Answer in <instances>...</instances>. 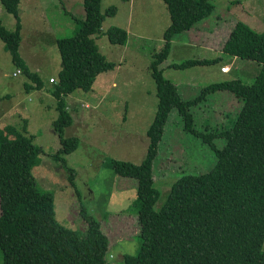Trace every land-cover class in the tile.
Segmentation results:
<instances>
[{
	"label": "trees",
	"instance_id": "trees-1",
	"mask_svg": "<svg viewBox=\"0 0 264 264\" xmlns=\"http://www.w3.org/2000/svg\"><path fill=\"white\" fill-rule=\"evenodd\" d=\"M19 1L0 0L15 18L11 31L0 20V40L16 69L30 80V84L23 85L28 91L39 89L42 82L18 54ZM101 1L84 0L83 16L72 15L77 22L74 35L54 41L60 59V69L49 89L58 112L53 121L60 143L55 160L66 162L64 156L78 147L76 137L64 135L73 124L66 97L78 89L90 91L97 76L116 65L105 59L92 38L100 34L104 19L117 10L109 6L102 12ZM163 2L170 23L163 32L162 49L151 56L148 66L157 106L145 131V153L138 163L108 161L115 174L135 179L132 205L136 209L139 245L135 253L123 254L122 263L264 264V32L237 20L221 47L225 56L258 64L251 84L234 78L219 81L184 100L175 84L163 76L160 65L170 53L173 37L210 17L214 5L211 0ZM105 35L112 45L127 43V31L122 27L111 25ZM217 61L187 59L168 67L185 70ZM217 92L230 94L240 103L239 108L224 125L198 128L193 109L207 95ZM173 109L180 115L184 130L210 147L215 161L204 172L178 176L157 209L159 190L154 185V163ZM215 138L223 139L220 147L215 146ZM31 140L12 126L0 129L1 264H114L107 261L108 237L83 204L80 215L87 224L83 235L56 220L52 193L39 189L31 173L42 153Z\"/></svg>",
	"mask_w": 264,
	"mask_h": 264
},
{
	"label": "rangeland",
	"instance_id": "rangeland-1",
	"mask_svg": "<svg viewBox=\"0 0 264 264\" xmlns=\"http://www.w3.org/2000/svg\"><path fill=\"white\" fill-rule=\"evenodd\" d=\"M27 1L19 2L21 28L18 54L42 85L39 89L24 90L23 85L30 84V80L19 73L0 40V129L12 126L22 135L31 137L32 144L41 148L40 161L32 166L31 173L39 189L52 193L56 220L83 235L87 229L80 215L83 204L100 222L103 233L108 237L107 261L123 264V254L135 253L139 245L136 209L132 205L135 179L115 174L108 161L118 159L138 163L145 153V131L157 106L155 84L148 66L151 56L163 47V32L170 23L169 12L163 0H134V5H131V31L141 29L144 36L139 38L132 34L128 44L122 47L110 44L105 31L110 25H125L126 9L130 7L122 0L101 1L102 12L109 6L119 10L104 19L100 34L92 38L105 59L117 63V67L112 72L100 74L110 79L108 83L98 82L88 92L78 89L66 97L73 124L65 129L64 135L65 138L76 137L78 147L64 156V162L54 159L60 148L53 128L58 112L56 100L49 91L55 80L50 82L48 79L56 78L60 69L54 40L73 36L77 22L64 12V9H70L69 0H37L39 7L35 6L36 11L30 14L27 13ZM73 3L75 8L84 6L83 0H73ZM211 3L214 5L212 17L219 15L228 20L231 15L238 16L240 21L264 32V0H211ZM71 10L73 16H83V13ZM0 20L7 30L14 29L15 18L1 2ZM227 22L230 25L235 21ZM225 34L226 29L220 28L217 35H211L209 48L220 52ZM187 35L188 32L183 31L173 37L170 53L160 65L163 76L177 83L175 86L182 99H192L200 94L202 88L219 81L234 78L245 84L253 82L259 67L250 61L238 60L224 75L219 73L220 63L185 70L168 68L167 64H179L187 59H214L213 52L188 42ZM219 56L225 58L224 55ZM113 81L115 86L111 85ZM186 84L193 88H184ZM220 93L207 95L193 109L198 128L224 125L239 108L240 103L230 94ZM213 142L220 147L223 139L215 138ZM214 161L215 155L210 147L184 130L180 115L173 109L154 163V185L159 190L155 208L164 203L172 182L178 176L204 172ZM262 248L264 251V243Z\"/></svg>",
	"mask_w": 264,
	"mask_h": 264
},
{
	"label": "crops",
	"instance_id": "crops-1",
	"mask_svg": "<svg viewBox=\"0 0 264 264\" xmlns=\"http://www.w3.org/2000/svg\"><path fill=\"white\" fill-rule=\"evenodd\" d=\"M84 1V0H83ZM20 2V1H19ZM122 3L123 4H128V6L130 7V8H128V9H126L125 7H124V9H126L127 10V15H126V18H124V20L126 21V24L125 25H122V28H124L126 31H127V35H128V38H129V36H131L132 34H134L135 35V37H139V38H142V36H144V34H143V32H141V29H134V31H131V23H132V21H131V13H132V11H131V5H134V0H127V1H122ZM68 4V6H69V10L68 9H64V12H66V13H69L70 15H71V17L73 18V16H72V14H71V9H75V11H79V12H81V13H83L84 14V12H85V10H84V6L82 7V8H75L76 6H74V3H73V0H69V2L67 3ZM27 5H28V7H27V13L28 14H30V13H33V12H35L36 11V8H35V6H38L39 7V3H37V0H28L27 1ZM76 5V4H75ZM124 5V6H125ZM74 6V7H73ZM73 7V8H72ZM20 8V7H19ZM119 9L117 8V10H116V12L118 11ZM126 10H125V12H126ZM115 15V14H114ZM229 18L230 19H228V20H225V19H223L222 17H220L219 15H216V16H213L212 17V15L210 16V17H208V18H206V19H203V20H201V21H199V22H197L192 28H190L189 30H187V31H184V32H188V35H187V39H188V42H193V44L194 45H198L199 47H201V49L202 50H204V51H208V52H210V53H214V55H215V57H214V59H216V60H218L216 63L217 64H219L220 63V65H219V69L221 68V67H227V72L225 71V72H220V70H219V73H221V74H227V73H229L230 72V70H231V68L233 67V65H235L236 63H237V61L239 60V59H237V58H235V57H229V56H225V58H222V57H220L219 55H223L222 53H221V51L220 52H216V51H213L212 50V48H209L210 47V43H211V40H212V38H213V36H215V35H217V30H219L220 28H223V29H226V34L224 35V38H223V40H222V43H221V45H220V47H222V45H223V42H224V40L226 39V37H227V35H228V32H229V30H230V28L233 26V22H232V24H230L229 25V22H227V21H237V20H240L239 18H238V16H234V15H231V16H229ZM74 19V18H73ZM212 20H214V22H215V24H213L212 25ZM74 21H76V20H74ZM235 23V22H234ZM245 23H247V22H245ZM248 24V23H247ZM249 25V24H248ZM111 26V25H110ZM115 26H117V25H115ZM120 27V26H119ZM21 28V27H20ZM19 32H20V30H19ZM211 35H213V36H211ZM56 40V39H55ZM54 40V41H55ZM204 41V42H203ZM128 44V39H127V43L124 45V46H126ZM124 46H122V47H124ZM20 56V55H19ZM21 58V57H20ZM214 59H212V60H214ZM223 59H224V61H223ZM207 60V59H206ZM209 60V59H208ZM223 61V62H222ZM240 61H242V60H240ZM226 62H228V63H226ZM115 63V62H114ZM115 64H117V63H115ZM170 64H167V67L169 66ZM116 67H117V65H115V68L113 69V70H111V71H109V72H112V71H114L115 69H116ZM169 68V67H168ZM49 79H53V80H55V78H52V77H50ZM48 79V80H49ZM103 81H105V82H109L110 81V79L108 78V77H106V78H104V77H101V75H98L97 76V78H96V80H95V82H94V85L96 84V83H98V82H103ZM49 82V81H48ZM115 82L113 81L112 82V86H115ZM173 84H175L176 86H177V83H173ZM94 85H93V87H94ZM183 85H179V87H182ZM93 87H92V89H93ZM191 87L193 88V86L191 85ZM191 87H189V85L188 84H186L185 86H184V88H191ZM188 92H189V90H187ZM193 92V91H192ZM221 94V93H220Z\"/></svg>",
	"mask_w": 264,
	"mask_h": 264
},
{
	"label": "built area",
	"instance_id": "built-area-1",
	"mask_svg": "<svg viewBox=\"0 0 264 264\" xmlns=\"http://www.w3.org/2000/svg\"><path fill=\"white\" fill-rule=\"evenodd\" d=\"M220 72H225V71H227V67H221L220 69ZM16 73H18V71L16 72ZM49 81L51 82V81H53V79H49Z\"/></svg>",
	"mask_w": 264,
	"mask_h": 264
}]
</instances>
